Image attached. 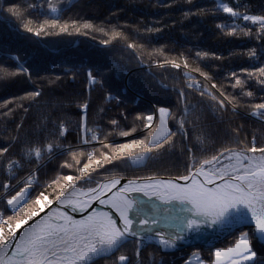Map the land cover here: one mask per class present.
<instances>
[{
  "label": "trees",
  "instance_id": "obj_1",
  "mask_svg": "<svg viewBox=\"0 0 264 264\" xmlns=\"http://www.w3.org/2000/svg\"><path fill=\"white\" fill-rule=\"evenodd\" d=\"M52 2L58 8L56 13L50 11L48 0H0V149H8L0 156V215L4 218L14 215L7 199L25 187L30 176L36 178L29 189L30 199L45 192L55 201L59 189L67 185L63 177L79 176L78 169L85 163L92 164L88 169L91 180L87 183L74 180L75 186L83 190L115 177L130 180L187 175L189 165L195 167L197 161L223 148L251 147L253 137L257 147H264V116L252 115V105L264 103V84L247 75L264 67V31L259 30L258 24L242 18L245 14L264 16V0H222L241 14L235 18L217 10V0ZM9 8H15L18 14L9 12ZM51 19H57L61 25L88 22L109 34L112 30L120 31L125 39L104 45L100 41L109 36L98 31L82 29L84 34H80L70 30L69 34L59 33L56 28L37 36L25 30L29 21L35 29ZM218 24L228 27L221 30ZM232 26H237V34L227 35ZM130 42L142 48L129 49ZM154 49L161 50L163 55L149 56L147 53ZM251 51L254 56L249 55ZM198 52L208 55L201 58ZM181 56L193 68L199 67L208 74L210 80L205 81L199 73H191L196 80L202 79L210 92L219 96L211 88L215 83L220 91L236 97L235 109L227 102L221 109L199 91L187 88L183 67L180 70L157 67L166 58L179 60ZM20 66L27 68L28 73H22ZM87 71L93 73L98 83L89 85ZM232 73L244 82L242 88L232 87L235 82ZM181 90L186 94L184 103L179 99ZM33 91H40L41 95L34 100L22 99ZM246 92L252 96L245 95ZM6 101L11 103L3 106ZM85 102L88 106L83 110L81 105ZM153 107L156 113L164 107L172 114L167 124L170 131L177 133L173 137L174 146L146 154L140 164H132V152L126 150L129 156L105 162L95 169L94 161L87 160L88 152L103 159L101 153L116 155L112 149L117 145L150 138L148 131H144L145 121L136 117L152 114ZM186 107H189L187 116ZM82 117H86V127L96 132L98 140L92 141L98 144L83 143L91 134L85 137L81 132ZM182 117L186 120L187 139L177 123ZM113 120L116 125L111 123ZM61 122L65 128L63 136L59 134ZM121 132L130 134L123 136ZM198 135L204 139L203 143L197 141ZM100 141L109 147L104 148ZM49 143L54 145L51 153L45 151ZM34 147L43 152L39 161L28 154ZM188 148L193 150L194 160ZM72 153H83L77 155L79 164L72 159ZM11 160L17 161L18 166L10 172L6 166ZM65 163L71 167H64ZM5 183L12 187L5 189ZM49 184L52 186L48 187ZM33 208L30 202L27 210ZM10 222L14 225V221ZM235 236L236 233L224 239L218 247L233 242ZM251 245L256 256L248 264H264V245L253 235ZM195 250L186 248L163 254L150 244L142 247L137 257L136 245L130 240L119 251L91 264H119L116 257L121 254L129 257L130 264H184Z\"/></svg>",
  "mask_w": 264,
  "mask_h": 264
},
{
  "label": "snow or ice",
  "instance_id": "obj_2",
  "mask_svg": "<svg viewBox=\"0 0 264 264\" xmlns=\"http://www.w3.org/2000/svg\"><path fill=\"white\" fill-rule=\"evenodd\" d=\"M190 2V0H189ZM48 5L52 13H56L58 8L53 4L52 0H48ZM217 10H222L230 17H237L241 14L230 7L222 0H217ZM9 12L18 14L15 8H9ZM244 21H250L253 24L259 25V30L264 31V16L260 15H243ZM31 22L25 24V30L33 32L39 36L41 33H46V29H59V33H69L74 31L76 33L84 34L82 29L98 31L109 39H103L100 42L104 45L112 43L116 39H125L122 32L112 30L109 34L103 28H97L91 23L85 22L78 24L75 21L71 24L65 23L63 25L58 23L57 19L45 20L38 28L30 26ZM218 28L224 30L228 25L218 24ZM243 31V29H239ZM250 31V30H249ZM238 32L237 26H232L227 35H236ZM249 32H244L248 35ZM129 49H141L142 46L134 42L127 43ZM143 54V53H141ZM149 56L163 55L159 49H154L147 53ZM208 53H197L198 57H205ZM250 56H254L255 52H249ZM170 66L174 69L180 70L182 67L186 71L184 76L186 78V86L194 91H199V94L204 97L207 96L219 108L225 107V102L231 105L233 109L236 107V97H229L225 92L220 91L218 86L211 84L212 89L219 92V96L209 91V88L203 86L202 83L191 73H199L205 81L210 80L208 74L202 71L199 67L193 68L183 56L177 59H164L157 63V67L164 68ZM21 72L28 73L27 68H21ZM18 73H5L4 75H16ZM247 75L252 78H257V82L264 84V67L258 68L255 72H248ZM235 82L232 84L233 88L243 87V81L232 73ZM89 85L98 83L96 77L91 71L88 72ZM247 96H252L251 92L244 93ZM41 95L40 91H33L22 99H35ZM110 98V97H109ZM181 103H184L186 94L183 90L179 93ZM11 103L6 101L3 106ZM87 102L81 105L83 110L87 109ZM252 115L264 116V103L252 105ZM11 111V109H9ZM158 124L155 123L156 117L153 115L137 116L136 119L144 120L146 123L144 127L147 129L155 128L151 131L150 138L146 137L144 140H134L129 144H121L115 146L112 151L116 155H107L101 153L103 159L95 158L94 152L87 153V160L94 161L95 169L101 168L105 162L111 163L113 160L122 156H129L133 163H142L146 159V154L163 149L165 146L173 147V137L177 135L168 128V118L172 116L167 108H158ZM189 107L185 108V116H187ZM7 115V113H5ZM82 117L81 132L90 138L83 139V143H90L92 140H98L96 132L93 129L87 128ZM116 125L115 120L111 121ZM179 130L183 133L184 138L187 139L188 133L185 131L186 120L182 117L178 122ZM19 127V126H18ZM135 131V129H133ZM234 131H237L234 129ZM65 132L64 124H60V135L63 136ZM129 132H121L120 135L127 136ZM200 143L204 142L202 136L196 137ZM251 147H242L239 150L234 148H223L216 154L209 158L197 161L195 167L189 165L187 175H182L173 179H156L154 177L148 178V183H138L137 180H129L127 184L120 187L117 191V185L120 184V179H112L103 185L97 183L96 187H88L83 190L76 187L75 181H84L85 183L91 180V174L88 169L92 168L91 163H85L78 169L79 176H64L63 180L67 181V185L59 189V195L55 197L56 203L60 205H69L73 208L78 206L86 207L91 201L97 200L100 204H107L119 216V222L113 219L112 215L106 212L93 211L91 214L83 219L75 220L66 213L60 211L55 207H50L53 201L48 198L45 192H40L34 200L30 199L29 189L33 183L32 177H28L25 181V187L21 188L7 199V205L12 209L14 215L4 218L0 215V264H91L94 258L107 257L109 253L119 251L129 239L136 245V255H140V246L144 238L152 240L153 237L158 238L157 242L161 247H174L176 242L183 239V233L188 231H199L201 225L212 227L213 225L223 224L230 219H235L238 223H251L254 225L252 235L259 240H264V147H257L254 143ZM104 148L109 145L100 141ZM238 143H242L238 142ZM54 148L52 143L46 145L45 151L51 153ZM138 149V150H137ZM8 151L7 148L0 149V156H3ZM98 151V150H97ZM190 158L192 149H187ZM247 153H260L259 156L248 155ZM29 155H34L37 161L42 157L43 152L41 148L34 147L29 149ZM77 155L83 153H72V159L76 160ZM221 159L228 160L229 163L222 164L217 167ZM18 166V162L11 160L6 166L7 170H11ZM64 167H71L65 163ZM93 169V171L95 170ZM184 181V183L176 182ZM217 180L221 181L217 183ZM57 181H52V184ZM49 184L48 187H51ZM209 185H213L209 187ZM5 189L12 187L5 183ZM108 192L111 195L107 199H101ZM131 193H143L149 198V202L155 197L163 204H171L178 202L181 205H190V208H183L180 211L191 213L190 216L175 217L178 219L176 224V231L168 233L165 238V233L157 230L162 227L159 220L156 218L158 210L155 207L151 209L152 215H149L145 208L144 201H138L132 198ZM79 197H86L81 200ZM33 203L35 206L32 210H27V205ZM48 211L45 213V210ZM164 213L170 210L164 208ZM24 213L23 216L20 214ZM41 213H45L41 215ZM34 217L39 219L34 220ZM14 221V225L12 222ZM32 221L30 224L29 222ZM155 226V227H154ZM22 229L18 233V230ZM149 234L146 237L143 234ZM14 242V243H13ZM215 260L212 264H222V261L228 259L229 264H243V262L251 261L256 256V253L250 246L249 233L242 232L237 238L233 247L227 250H218L215 252ZM192 256L199 262V254L192 253ZM234 257H238L235 259ZM119 264H130L129 257L121 254L116 257ZM185 264H192L191 260L186 261ZM202 264V262H201Z\"/></svg>",
  "mask_w": 264,
  "mask_h": 264
},
{
  "label": "water",
  "instance_id": "obj_3",
  "mask_svg": "<svg viewBox=\"0 0 264 264\" xmlns=\"http://www.w3.org/2000/svg\"><path fill=\"white\" fill-rule=\"evenodd\" d=\"M113 179H120V184H124V185L127 184L129 181V179H122V178H113ZM156 179L175 180V178H156ZM137 181L138 182L149 181V179H138ZM176 182L179 183V180H177ZM120 184L117 185L116 189H113V191H117V188L120 186ZM209 187H212V185ZM110 195H111V192H108L105 196H102L101 199H107L108 196ZM132 198L138 201H144L145 208L146 210H148L149 215H152L151 209L153 207H155L158 210H161L156 213V218L159 220L160 225H162V227L157 228V230L164 232L166 234L165 238H168L167 237L168 233H174L176 231L175 226L179 221L178 219H175V217L191 215V213L189 212L180 211V209H183V208H190L191 207L190 205H181L178 202H172L171 204H163L162 202H159L155 199H152L149 202V199H147V197H145L143 194L141 198H139L138 196H132ZM55 204H56V200L53 201V204L50 207H56ZM164 208H168L170 211L168 213H164L162 211ZM75 209H76L75 211H72L64 207V208H61L60 211L66 213L68 216L72 217L75 220L83 219L89 214H91L93 211L106 212L112 215L113 219L119 222V216L115 213V211L111 207L106 206L105 204H100L99 201L97 200L91 201L84 208L77 207ZM44 214L45 213H42L41 215H44ZM38 218L39 217H34V220ZM29 223L31 224L32 221H30ZM239 230H252L253 232L254 225L251 223H247V224L238 223L233 218L223 224L213 225L212 227H208L207 225H201L199 231H188L186 233H183L182 234L183 239L177 241L174 247H161L159 243L157 242L158 238L156 237H153L152 240H148L144 238L141 242L140 249L150 244L157 246L159 250L161 251V253H164V254L175 253L182 249L191 248V247H196L200 249H208L220 243L225 238H228L235 231H239ZM20 231H22V229L18 230V233ZM143 235L146 237L149 234L145 233ZM130 240H132V238H130L129 241ZM257 240L264 245V240H259V239ZM110 254L111 253H109L108 255ZM98 258L100 257L94 258V260Z\"/></svg>",
  "mask_w": 264,
  "mask_h": 264
},
{
  "label": "rangeland",
  "instance_id": "obj_4",
  "mask_svg": "<svg viewBox=\"0 0 264 264\" xmlns=\"http://www.w3.org/2000/svg\"><path fill=\"white\" fill-rule=\"evenodd\" d=\"M249 23H252V22H250V21H248ZM253 24V23H252ZM13 58V60L14 61H16V58L15 57H12ZM20 68H22L21 66H20ZM88 72L89 71H87V76H88ZM200 80H202V79H200ZM203 82V81H202ZM150 115H153L154 117H156V120H155V123L156 124H158V117H159V113H158V111H157V113H156V110L154 109V107L152 108V114H150ZM145 123H146V121H145ZM144 131H148V133H149V135H150V133H151V131H155V128H152V129H147V128H145L144 127ZM92 144H98L97 142H95V143H93V141H91L90 143H87L86 145L87 146H91ZM129 152L131 151V150H128ZM248 155H255V156H259L260 155V153H250V154H248ZM130 161H131V159H130ZM131 163L132 164H140V163H133L132 161H131ZM227 163H229V161L228 160H224V159H221V161H220V163L217 165V167H219V166H221L222 164H227ZM115 178H118V177H115ZM154 178H170V177H154ZM32 179H33V183L32 184H35L36 183V178H35V176H32ZM146 179H148V178H146ZM132 180H138V179H132ZM65 181V180H64ZM106 181V180H105ZM66 183H67V181H65ZM100 183H102V182H100ZM99 183V184H100ZM9 207V206H8ZM34 207H38V206H35L34 205ZM9 209L12 211V209L9 207ZM252 230H239V231H235L234 233H232V234H235L236 233V236H235V240L233 241V242H231V243H229L228 245H226V246H220V247H218V245L219 244H221L223 241H221L220 243H218V244H216L215 246H213V247H211V248H208V249H200V248H196V247H191V248H196V250L195 251H193L192 253H198L199 254V262L192 256V253L190 254V256L188 257V259L186 260V261H189V260H191V262H192V264H201V262H202V264H212V261L213 260H215V252L216 251H218V250H227L228 248H230V247H233L234 245H235V243H236V240H237V238L240 236V234L242 233V232H248L249 233V240H250V246H252L251 245V236H252ZM231 234V235H232ZM230 235V236H231ZM147 246V245H146ZM159 249V248H158ZM208 250H210V251H208ZM160 251V250H159ZM161 252V251H160ZM164 254V253H163ZM235 259H238V257H234ZM254 259H255V257H254ZM254 259L253 260H251V261H247V262H243V264H248V263H252L253 261H254ZM96 260V259H95ZM185 261V262H186ZM185 264V263H184ZM222 264H229V261H228V259H225V260H223L222 261Z\"/></svg>",
  "mask_w": 264,
  "mask_h": 264
},
{
  "label": "bare ground",
  "instance_id": "obj_5",
  "mask_svg": "<svg viewBox=\"0 0 264 264\" xmlns=\"http://www.w3.org/2000/svg\"><path fill=\"white\" fill-rule=\"evenodd\" d=\"M113 179V178H112ZM112 179H109V180H106V181H103L102 183H100L101 185H103V184H105V183H108L110 180H112ZM148 182H150V181H140V182H138V183H148ZM221 181H219V180H217V183H220ZM179 183H184V181H179ZM124 184H120V186L117 188V190L120 188V187H122ZM209 186H211V185H209ZM213 186V185H212ZM142 194L143 193H131V196H138L139 198H141L142 197ZM146 197V196H145ZM79 199H81V200H85V199H87L86 197H79ZM147 199H149L148 197H147ZM152 199H155V200H157L155 197H153ZM157 201H159V200H157ZM159 202H161V201H159ZM106 206H108L107 204H105ZM55 206L57 207V208H64V207H66V208H68L69 210H72V211H75L76 209L75 208H73L72 206H69V205H60V204H58V203H56L55 204ZM55 207V208H56ZM79 207V206H78ZM48 210L46 209L45 210V213L47 212ZM42 214V213H41ZM39 219V218H38ZM226 239V238H225ZM108 256V255H107ZM101 258V257H100Z\"/></svg>",
  "mask_w": 264,
  "mask_h": 264
},
{
  "label": "built area",
  "instance_id": "obj_6",
  "mask_svg": "<svg viewBox=\"0 0 264 264\" xmlns=\"http://www.w3.org/2000/svg\"><path fill=\"white\" fill-rule=\"evenodd\" d=\"M198 81H200L202 83V85H203V82L201 80L198 79Z\"/></svg>",
  "mask_w": 264,
  "mask_h": 264
}]
</instances>
